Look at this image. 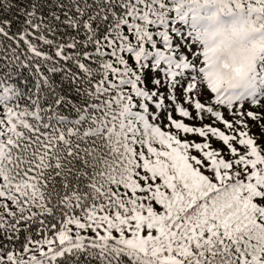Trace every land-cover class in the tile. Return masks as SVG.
Segmentation results:
<instances>
[{
  "label": "snow or ice",
  "instance_id": "snow-or-ice-1",
  "mask_svg": "<svg viewBox=\"0 0 264 264\" xmlns=\"http://www.w3.org/2000/svg\"><path fill=\"white\" fill-rule=\"evenodd\" d=\"M16 13L15 31L0 18V264H264V0Z\"/></svg>",
  "mask_w": 264,
  "mask_h": 264
},
{
  "label": "rangeland",
  "instance_id": "rangeland-1",
  "mask_svg": "<svg viewBox=\"0 0 264 264\" xmlns=\"http://www.w3.org/2000/svg\"><path fill=\"white\" fill-rule=\"evenodd\" d=\"M245 107H247V105H245ZM222 114H223V116H224L225 119H233V117H231V116L228 114L227 110H223ZM245 119H247V118L245 117ZM182 122H185V123L189 124V126H192V124L194 123V122H192L191 120L186 119V118H185V119H182ZM208 122H209V121H208V119L206 118L205 121H204V123H208ZM247 123H248V124H253L254 122H253L252 120H247ZM215 126H217L218 128H220L221 130L227 132V130H225V129L223 128V125H222V124H219L218 122H216V123H215ZM239 130H240V131H246L247 129L241 127ZM261 131H262V130H261L260 128H258V127H253V128L251 129V133H250V134L259 133V132H261ZM227 134H231V132H227ZM185 135H187L189 138H197V139H198V137H195V134H184V133H181V137H183V136H185ZM254 138H255V139H261V138L258 137V136H254ZM213 146H214V147H219L220 145H219L218 143H216L215 141H213ZM193 151H194V150H193Z\"/></svg>",
  "mask_w": 264,
  "mask_h": 264
},
{
  "label": "trees",
  "instance_id": "trees-1",
  "mask_svg": "<svg viewBox=\"0 0 264 264\" xmlns=\"http://www.w3.org/2000/svg\"><path fill=\"white\" fill-rule=\"evenodd\" d=\"M67 2V0H66ZM11 4H15L16 7L22 6L25 4V0H11L9 8H5L3 11H0V18L12 20V31H15L16 28L21 26L23 17H19L16 13V7H12ZM10 9V10H9ZM54 38V37H50ZM26 74V73H25Z\"/></svg>",
  "mask_w": 264,
  "mask_h": 264
}]
</instances>
